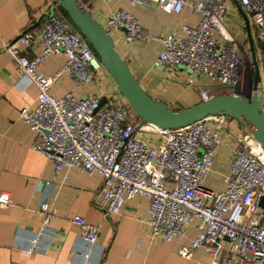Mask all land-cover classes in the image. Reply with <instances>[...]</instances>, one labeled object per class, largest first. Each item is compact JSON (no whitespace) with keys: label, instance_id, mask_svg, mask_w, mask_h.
Here are the masks:
<instances>
[{"label":"built area","instance_id":"built-area-1","mask_svg":"<svg viewBox=\"0 0 264 264\" xmlns=\"http://www.w3.org/2000/svg\"><path fill=\"white\" fill-rule=\"evenodd\" d=\"M155 1L167 12H181L189 6L200 17L195 24L184 22L175 30L155 34L145 31L131 9L115 7L106 17L107 31L123 29L127 42L160 39L162 48L154 59L155 67L183 65L194 75L188 78L189 84L197 76L216 81L215 86L200 89V100L222 92L245 93L243 46L226 22L231 0ZM238 1L264 39V0ZM57 2H51L53 13L39 30L25 29L12 41L2 42L21 77L38 88L35 102L18 110L19 117L36 132L31 147L53 161L55 173L70 166L100 173L106 214L120 213L125 200L136 195L148 198L151 238H182L198 221L190 243L178 249L182 257L202 249L212 256L211 264H264V208L259 204L264 195V150L258 139L228 115L211 114L177 128L138 125L139 118L118 89L106 93L96 111L100 94L77 96L67 91L53 95L51 86L62 74L83 85L105 68ZM143 2L130 0L131 5ZM35 37L41 40V52L32 57L20 53L17 44H30ZM60 52L66 57L60 68L50 74L38 70L47 55ZM259 76L256 90L264 110V68L259 69ZM232 120L235 125H231ZM224 132L232 141L230 170L215 191L205 187L204 181ZM64 179L68 180L67 173ZM50 184L39 206L43 228L54 216ZM9 202V192L0 190V204ZM72 221L84 242H96L97 226L80 215Z\"/></svg>","mask_w":264,"mask_h":264},{"label":"crops","instance_id":"crops-1","mask_svg":"<svg viewBox=\"0 0 264 264\" xmlns=\"http://www.w3.org/2000/svg\"><path fill=\"white\" fill-rule=\"evenodd\" d=\"M53 1L58 0H0V190L10 194L9 204H0V264H211L212 256L202 249L194 250L189 257L178 253V249L188 245L194 237L198 221L189 226L182 238L171 241L151 238L148 198L136 195L125 200L120 213L106 214L100 194V173L87 172L78 166L64 167L55 173L53 161L31 147L36 132L19 117L18 110L35 102L38 88L21 77L14 58L2 42L12 41L25 29L39 30L47 17L44 13L49 11ZM83 1L106 30V17L115 7L131 9L145 31L155 34L175 30L184 22L195 24L200 17L189 6L181 12L164 11L155 0L134 5L130 0ZM226 11L228 25L239 41L250 44L252 39L254 51L256 45L261 49L257 39L262 38L256 27L252 35L251 22L246 21L248 16L239 1L231 0ZM108 32L116 50L148 94L173 109L200 101V89L216 85L215 80L204 76L195 77V82L189 84L188 78L194 75L183 65L155 67L154 59L162 48L158 38L127 42L123 29ZM17 46L20 53L28 57L42 50L39 37L30 44L18 43ZM65 59L63 52L49 54L38 70L53 73ZM116 89L114 79L104 68L83 85H76L64 73L50 92L55 96L73 91L77 96L100 94L105 97ZM231 125H235L233 120ZM222 134L204 181L205 187L215 191L221 188L224 175L230 170L232 141L225 132ZM66 173L68 180L64 179ZM48 183H51L50 204L54 216L43 228L39 206L47 195ZM75 215L98 227L94 244H87L79 237V228L72 221Z\"/></svg>","mask_w":264,"mask_h":264},{"label":"water","instance_id":"water-1","mask_svg":"<svg viewBox=\"0 0 264 264\" xmlns=\"http://www.w3.org/2000/svg\"><path fill=\"white\" fill-rule=\"evenodd\" d=\"M57 3L83 33L103 62L114 79L118 91L139 118L138 125L152 123L160 128H177L211 114L228 115L238 119L258 139L264 150V110L256 90L260 78L256 59L252 86L247 93H217L192 105L173 109L166 102L148 94L116 50L110 33L96 21L83 0H58ZM52 13L53 8H50L44 15L50 16ZM246 21H248L247 17ZM257 43L262 48L264 40L257 39ZM250 47L254 56L252 39H250ZM104 101L105 97L102 96L95 111ZM259 204L264 208V195L261 196Z\"/></svg>","mask_w":264,"mask_h":264},{"label":"rangeland","instance_id":"rangeland-1","mask_svg":"<svg viewBox=\"0 0 264 264\" xmlns=\"http://www.w3.org/2000/svg\"><path fill=\"white\" fill-rule=\"evenodd\" d=\"M67 17L69 18L68 15H67ZM226 22L228 24L227 11H226ZM251 31H252V35L254 36V34L256 33V28H255L254 25H252ZM246 42H244V43L240 42L242 44V46H243L242 58H243V69H244V72H243V78H242V85H243L242 88H243V91L245 93H247L249 91V87L251 86V83H250V81H251V73L250 72L255 67L254 66V58L256 59V62L258 64L259 69L264 68V52H262L260 49H258L257 45L255 44L256 45L255 46V51H254L255 55L253 57L250 44H249V42L248 43H246ZM144 134L147 137L151 136V134H148V133H144Z\"/></svg>","mask_w":264,"mask_h":264},{"label":"trees","instance_id":"trees-1","mask_svg":"<svg viewBox=\"0 0 264 264\" xmlns=\"http://www.w3.org/2000/svg\"><path fill=\"white\" fill-rule=\"evenodd\" d=\"M62 11L66 14V12L64 11V9L61 7ZM92 47V46H91ZM93 48V47H92ZM262 52H264V45L262 46V48L260 49Z\"/></svg>","mask_w":264,"mask_h":264}]
</instances>
